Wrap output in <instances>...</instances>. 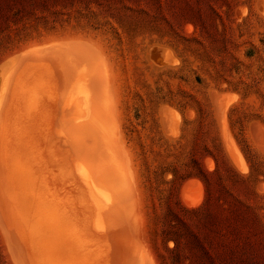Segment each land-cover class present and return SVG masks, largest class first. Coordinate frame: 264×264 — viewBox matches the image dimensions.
<instances>
[{
  "label": "rangeland",
  "instance_id": "rangeland-1",
  "mask_svg": "<svg viewBox=\"0 0 264 264\" xmlns=\"http://www.w3.org/2000/svg\"><path fill=\"white\" fill-rule=\"evenodd\" d=\"M0 70V264H264V0H0Z\"/></svg>",
  "mask_w": 264,
  "mask_h": 264
},
{
  "label": "bare ground",
  "instance_id": "bare-ground-1",
  "mask_svg": "<svg viewBox=\"0 0 264 264\" xmlns=\"http://www.w3.org/2000/svg\"><path fill=\"white\" fill-rule=\"evenodd\" d=\"M31 49H32V48H31ZM38 50H39V49H37V51H35V49H33L32 51H35V52H36V53H34V55L36 54L35 57L38 55L39 60H41L40 57H39V56H40L39 54H42V53H41L40 51H38ZM157 51H158V50H157ZM28 52H29V51H28ZM28 52H27V53H28ZM37 52H39V54H38ZM160 52H161V53L159 54L160 61L167 59V57H168V53H167V52H164L163 50H160ZM25 54H26V53H25ZM82 54H83V53H82ZM13 57H14V56H13ZM38 58H37V57L34 58V59H36V63H37V62L39 63ZM37 60H38V61H37ZM42 60H43V58H42ZM42 60H41L40 63H43ZM8 62H10V60H9ZM28 62H29V61H28ZM6 63H7V62H6ZM40 63H39V64H40ZM166 64H167V63H166ZM168 64H171V63H168ZM8 65H9V64H8ZM12 66H14V65H12ZM15 66H16V65H15ZM45 66H48V64H47V65H44V68H42V69H44V70L46 71ZM41 67H43V66H41ZM85 67H86V66H85ZM26 68H27V67H26ZM46 68H47V67H46ZM89 68H90V67H89ZM51 69H52V68H51ZM87 69H88V68H87ZM20 70H21V69H20ZM20 70H19V71H20ZM0 71H1V70H0ZM13 71H16V69L13 70ZM17 71H18V70H17ZM19 71H18V72H19ZM25 71H26V70H25ZM83 71H84V70H83ZM1 72H2V71H1ZM3 72H6V71H3ZM0 74H1V73H0ZM3 74H4L3 76H7V77H9L8 75H5L6 73H3ZM8 74H10V73H8ZM96 75H97V74H96ZM101 76H102V75H101ZM0 77H1V76H0ZM7 77H6V78H7ZM84 77H85V76H84ZM86 77H87V76H86ZM95 78H97V77H95ZM95 78H94V79H95ZM3 79H4V78H3ZM18 79H20V78L18 77ZM39 79H40V78H39ZM83 79H84V78H83ZM104 79H105V78H104ZM8 80H9V79H8ZM36 80H37V79H36ZM45 80H46V78L44 79V82H43V81H42V82L45 83ZM47 80H48V79H47ZM0 81H5L7 84H10V83H8L7 80H0ZM13 81H14V79H13ZM13 81H10V80H9V82H12V83H13ZM98 81H99V80H98ZM103 81H105V80H103ZM5 82H4V83H5ZM17 82H18V81H17V78H16V82H15V83H17ZM47 82H48V81H47ZM106 82H107V81H106ZM2 83H3V82H0V111H4V112H5L6 110H3V109H4V108H7L8 103L10 104L11 102L8 101V99H9V95H8V94H9V93H8V91L5 89V88H7V86H5V88H4V85H5L6 83H5V84H2ZM19 83H20V82H18V85H20ZM27 83H28V82H27ZM27 83H26V84H27ZM81 83H82V82H81ZM1 84H2L3 86H1ZM21 84H22V83H21ZM35 84H36V82H35ZM102 84H103V83H102ZM13 85L16 86L17 84H13ZM18 85H17V87H19ZM22 85H24V84H22ZM22 85H21V86H22ZM27 85H29V84H27ZM32 85H33V84H32ZM42 85H43V84H42ZM46 85L48 86L49 84H46ZM106 85H107V84H106ZM2 87H3V88H2ZM10 87H11V85H10ZM107 87H108V86H107ZM12 88H14V86H13ZM39 88H40V87H39ZM4 89H5V90H4ZM15 89H16V88H15ZM18 89H19V88H18ZM40 89H41V88H40ZM38 90H39V89H38ZM105 90H106V89H105ZM43 91H44V88H43ZM106 91H107V90H106ZM39 92H40V91H39ZM80 92H81V91H80ZM37 93H38V92H37ZM21 94H23V93H21ZM35 94H36V93H35ZM12 95H13V94H11V96H12ZM75 95H76V94H75ZM43 96H44V94H43ZM46 96H47V95H46ZM13 97L15 98V96H13ZM36 97H37V96H36ZM74 97H75V96H74ZM18 98H19V95H18ZM44 98L47 100V99L50 98V97H48V98L44 97ZM44 98H42V100H43ZM16 99H17V98H16ZM45 99H44L43 101H46ZM12 100H13V98H12ZM37 100H38V98H37ZM37 100H36V102H37ZM17 101H18V100H17ZM17 101H14V100H13V102H14L15 105H16ZM39 101H40V103H42L41 100H39ZM13 102H12V103H13ZM6 103H7V106L5 105ZM38 103H39V102H38ZM40 103H39V104H40ZM44 103H45V102H44ZM46 103H47V102H46ZM14 104H11V105H14ZM15 105H14V106H15ZM88 105H90V104H88ZM14 106H13V107H14ZM32 106H33V104H32ZM90 106L92 107L93 105H90ZM90 106H89V107H90ZM10 107H11V106H10ZM15 107H16V106H15ZM67 107H68V106H67ZM91 107H90V108H91ZM11 108H12V107H11ZM25 108H26V107H25ZM36 108H37V107H36ZM72 108H73V107H72ZM21 109H22V108H21ZM64 109H66V108H64ZM87 109H88V108H87ZM87 109H86V111H88ZM8 110H10V109H8ZM27 110H28V109H27ZM73 110H74V109H72V111H73ZM23 111H24V109H23ZM36 111H37V110H36ZM77 111H78V110H77ZM79 111H80V114H82V113H81V110H79ZM79 111H78V112H79ZM90 111H91V110H90ZM7 112H8V111H7ZM24 112H25V111H24ZM32 112H33V111H32ZM34 112H35V110H34ZM69 112H70V111H69ZM75 112H76V111H75ZM88 112H89V111H88ZM95 112H96V111H95ZM2 113H3V112H2ZM8 113H9V112H8ZM8 113H5V114H8ZM10 113H11V112H10ZM13 114H15V113H13ZM13 114H11V115H13ZM33 114H36V113H33ZM62 114H63V112H62ZM62 114H61V115H62ZM64 114H65V113H64ZM70 114H73V113L70 112ZM89 114L91 115V114H92V111H91V113L89 112ZM93 114H94V112H93ZM170 114L173 115V113H170ZM9 115H10V114H9ZM21 115H22V114H21ZM76 115L78 116L77 113H76ZM82 115H83V114H82ZM37 116H38V115L36 114L35 119H37ZM63 116H64V115H63ZM74 116H75V115H72L71 117L74 118ZM102 116H103V115H102ZM0 117H1V116H0ZM38 117H39V116H38ZM61 117H62V116H61ZM65 117H66V116H64V118H65ZM28 118L30 119V117H28ZM172 118H174V116H172ZM2 119H3V118H2ZM32 119L34 120V118H32ZM61 119H62V118H61ZM69 119H70V118H69ZM75 119L78 121V119L76 118V116H75ZM177 119H179V118H177ZM3 120H4V119H3ZM18 120H20V117H19V116H18ZM18 120H17L16 122H18ZM26 120H27V119H26ZM30 120H31V119H30ZM33 120H31V122H32ZM38 120H40V119L38 118ZM65 120H66V119H65ZM5 121H8V120H5ZM34 121H35V120H34ZM34 121H33L32 123H34ZM36 121H37V120H36ZM36 121H35V122H36ZM24 122H25V121H24ZM29 122H30V121H29ZM1 123L4 124V125L6 124V123H3V122H1ZM165 123H166V122H165ZM176 123H177V122H176ZM85 124H86V123H85ZM33 125H34V124H33ZM33 125H32V126H33ZM71 125H72V124H71ZM36 126H37V124H36ZM74 126H75V125H74ZM41 127H42V126H41ZM102 127H103V126H102ZM39 128H40V126H39ZM37 129H38V126H37ZM78 129H79V128H78ZM80 129H81V128H80ZM40 130H41V128H40ZM0 131H1V130H0ZM11 131H12V130H11ZM20 131H21V130H20ZM33 131H34V130H33ZM4 132H6V130L4 131V128H3V130L1 131L2 134L0 133L1 136L4 134ZM13 132H15V131H14V127H13ZM17 132H18V131H17ZM21 132H22V131H21ZM34 132H35V131H34ZM37 132L39 133L40 131H37ZM18 133H19V132H18ZM31 133H32V132H30V134H31ZM41 134H42V136H44L42 132H41ZM16 135H17V134H16ZM31 135H32V134H31ZM33 135H34V133H33ZM34 136H35V135H34ZM34 136H32V137H34ZM37 136H38V135H37ZM37 136H36V138H37ZM42 136H41V137H42ZM21 137H22V136L20 135V138H21ZM23 137H24V136H23ZM38 137H40V134H39ZM41 137H40V138H41ZM34 138H35V137H34ZM22 139H23V138H22ZM3 140H4V139H3ZM33 140H34V139H33ZM0 141L2 142V138H1V137H0ZM1 142H0V143H1ZM83 143H84V142H83ZM0 145H1V144H0ZM91 146H92L91 148H93V145H91ZM0 152H1V151H0ZM4 153H5V152H4ZM5 154H6V153H5ZM10 154H11V153H10ZM28 154H29V151H28ZM28 154H26V155L28 156ZM2 155H3V154H2ZM3 156H4V155H3ZM7 156H8V155H7ZM11 156H12V155H11ZM10 158H11V157H10ZM7 159H8V157H7ZM36 159H37V158H36ZM36 159H35V160H36ZM38 159H40V158H38ZM11 160H12V158H11ZM30 160L32 161V159H30ZM30 160H29V162H30ZM239 160H241V159L239 158ZM36 162H37V160L35 161V163H36ZM39 162H40V161H39ZM10 163H11V162H10ZM32 163H34V162H32ZM233 163H234V161H233ZM37 164H38V163H37ZM241 164H242V163H241V161H240V165H241ZM7 165H8V164H7ZM54 165H55V164H54ZM234 165L236 166V164H234ZM237 165H238V163H237ZM33 166H34V165H33ZM35 166H36V164H35ZM238 166H239V165H238ZM238 166H236V167H238ZM241 166H242V165H241ZM241 166H239V167L241 168ZM1 167H2V166H1ZM53 167H54V166H53ZM53 167H52V168H53ZM76 167H77V166H76ZM243 167H244V166H243ZM34 168L37 169V167H34ZM54 168H55V167H54ZM56 168H57V165H56ZM60 168H61V167H60ZM3 169H4V168H3ZM34 170H35V169H34ZM56 170H57V169H56ZM56 170H55V171H56ZM58 170H59V169H58ZM36 171H37V170H36ZM36 171H35V172H36ZM73 171H74V170H73ZM70 172H72V171H70ZM105 174H106V173H105ZM71 175H74V173L71 174ZM68 176H69V175H68ZM70 178H71V176H70ZM70 178H69V179H70ZM72 178H73V177H72ZM103 179H104V178H103ZM97 180H98V182H99V178H98ZM104 181H105V179H104ZM102 182H103V181L101 180V183H102ZM107 182H108V181H106V183H107ZM68 183H70V182H68ZM99 183H100V182H99ZM99 183H96V184H99ZM104 183H105V182H104ZM71 184H73V183H71ZM97 186H98V185H97ZM97 186H96V187H97ZM103 187H104V186H103ZM110 187H112V185H111ZM114 187H115V186H114ZM99 188H100V187H99ZM93 189H94V188H93ZM100 189H101V188H100ZM119 189H120V188H118V190H119ZM2 190H3V189H2ZM94 190H95V189H94ZM101 190H102V189H101ZM106 190H107V189H106ZM109 190H110V189H108V191H109ZM122 190H123V189H122ZM7 191H8V190H7ZM96 192H97V191H96ZM106 192H107V191H106ZM114 192H115V191H114ZM104 193H105V192H104ZM106 195H108V192H107V194L105 193V196H106ZM111 195H112V194H111ZM114 195H115V194H114ZM70 196H71V195H70ZM71 197H72V196H71ZM71 197H70V198H71ZM3 198H4V197H3ZM5 198H6V197H5ZM197 198H198V197H197ZM195 199H196V198H195ZM195 199H194V200H195ZM86 200H87V199H86ZM114 200H115V199H114ZM198 201H199V200H198ZM190 203H191V202H190ZM192 203H193V202H192ZM194 203H198L197 200H196ZM194 203H193V205H194ZM106 205H107V204H106ZM72 206L75 207L74 204H73ZM7 207H8V206H7ZM1 208H2V207H1ZM4 208H5L6 211H7V208H6V207H4ZM4 208H2V209L4 210ZM70 209H71V208H70ZM75 209H76V208H75ZM104 209H105V208H104ZM71 211H72V210H71ZM71 211H70V213H71ZM72 212H73V211H72ZM79 214H80V213H78V215H79ZM76 215H77V214L74 215V216H75L74 218H76ZM9 216H10V214H9ZM9 216H6V217H9ZM70 216H71V215H70ZM10 217H11V216H10ZM79 218H80V217H79ZM100 219H101V218H100ZM6 220H7V218H6ZM11 220H12V219H11ZM80 221H81V220H80ZM10 223H11V222H10ZM12 224H14V223H12ZM16 224H17V223H16ZM12 228H13V227H12ZM15 231L17 232V230H15ZM55 236H56V234H55ZM18 237H19V236H18ZM58 237H59V236H58ZM19 238H21V236H20ZM60 238H61V237H60ZM126 238H127V237H126ZM73 240H74V239H73ZM130 244H132V243H130ZM134 245H135V244H134ZM18 248H20V247H18ZM22 250H23V249H22ZM24 250H25V249H24ZM26 250H27V248H26ZM18 252H19V251H18ZM27 252H28V251H27ZM23 253H24V252H23ZM28 253H29V252H28ZM141 255H142V254H141ZM142 257H143V255H142ZM26 260H27V259H26ZM30 262H31V261H30ZM140 264H141V263H140ZM144 264H145V263H144Z\"/></svg>",
  "mask_w": 264,
  "mask_h": 264
},
{
  "label": "water",
  "instance_id": "water-1",
  "mask_svg": "<svg viewBox=\"0 0 264 264\" xmlns=\"http://www.w3.org/2000/svg\"><path fill=\"white\" fill-rule=\"evenodd\" d=\"M53 51L54 50H46L45 51V55H51V54H53ZM154 51V50H153Z\"/></svg>",
  "mask_w": 264,
  "mask_h": 264
}]
</instances>
